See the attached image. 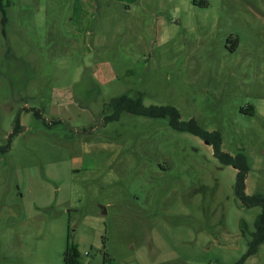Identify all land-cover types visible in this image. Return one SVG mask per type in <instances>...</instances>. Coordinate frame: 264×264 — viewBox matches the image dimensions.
<instances>
[{
  "label": "rangeland",
  "instance_id": "1",
  "mask_svg": "<svg viewBox=\"0 0 264 264\" xmlns=\"http://www.w3.org/2000/svg\"><path fill=\"white\" fill-rule=\"evenodd\" d=\"M122 96L220 131L264 195V0H0V264L246 255L237 170L168 119L108 121Z\"/></svg>",
  "mask_w": 264,
  "mask_h": 264
},
{
  "label": "trees",
  "instance_id": "2",
  "mask_svg": "<svg viewBox=\"0 0 264 264\" xmlns=\"http://www.w3.org/2000/svg\"><path fill=\"white\" fill-rule=\"evenodd\" d=\"M206 5V2H202ZM112 106L114 113L108 118V121L115 122L120 119L121 114L129 113L131 115L143 116L153 119H168L170 126L179 131L193 134L203 141L208 142L213 148L214 157L225 166H232L237 170L236 176V196L242 206L248 209L260 207L261 214L258 216L255 227L256 230L252 235V240L249 243V249L246 255L237 263L245 264V262L253 255L259 252L260 246L264 244V195L257 194L249 196L247 194V176L250 172V165L245 154L239 153L232 156L222 149L223 137L220 131H207L197 120L191 119L187 122L182 121L180 111L173 106H145L143 100L132 99L127 96H122L113 101ZM20 118L17 119L14 128V133L21 131ZM11 140V137L10 139ZM10 149V142L5 147H0V152L7 153ZM65 264H84L81 261V256L76 245H68L65 252ZM108 261V257L105 259Z\"/></svg>",
  "mask_w": 264,
  "mask_h": 264
},
{
  "label": "water",
  "instance_id": "3",
  "mask_svg": "<svg viewBox=\"0 0 264 264\" xmlns=\"http://www.w3.org/2000/svg\"><path fill=\"white\" fill-rule=\"evenodd\" d=\"M206 144H208V145H209V143H208V142H206Z\"/></svg>",
  "mask_w": 264,
  "mask_h": 264
}]
</instances>
